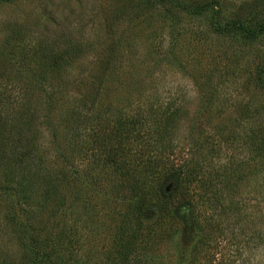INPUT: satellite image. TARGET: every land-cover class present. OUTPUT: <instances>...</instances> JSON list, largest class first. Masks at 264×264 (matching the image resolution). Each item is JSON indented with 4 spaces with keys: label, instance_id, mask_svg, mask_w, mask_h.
<instances>
[{
    "label": "rangeland",
    "instance_id": "obj_1",
    "mask_svg": "<svg viewBox=\"0 0 264 264\" xmlns=\"http://www.w3.org/2000/svg\"><path fill=\"white\" fill-rule=\"evenodd\" d=\"M179 1L188 11L194 1L213 0ZM214 1L217 6L201 15H189L166 0L0 3V70L6 69L0 77V118L7 122L0 126V147H6L7 156L18 132L36 133L18 121L27 110L38 121L47 167L61 170L67 160L76 170L91 172L87 182L77 183L73 176L75 182L61 186L67 205L58 216L64 214L62 231L71 228L84 240L93 263L103 264L113 252L126 216L133 223V211L123 203L126 192L114 170L81 160L84 149L67 137L70 115L81 100L94 101L98 115L146 113L152 97L159 96L163 101L175 97L173 109L186 104L195 121L190 128V122L180 125L171 147L159 143L160 164L170 156L194 169L197 163L201 181L186 210L177 208L180 200L174 198L170 210L175 213L152 208L146 214L149 235L143 238L147 246L141 260L210 264L217 252L218 264H264V156L247 143L264 133V35L250 42L222 28L230 22L264 23V0ZM45 42L53 51L67 52L63 66L72 82L42 71L37 62L45 57ZM143 136L140 150H152V134ZM225 178L232 182L225 186ZM12 196L0 193V245L15 254L17 244L4 225ZM41 202L35 199L29 206ZM21 207L27 205L13 206L16 212Z\"/></svg>",
    "mask_w": 264,
    "mask_h": 264
},
{
    "label": "trees",
    "instance_id": "obj_2",
    "mask_svg": "<svg viewBox=\"0 0 264 264\" xmlns=\"http://www.w3.org/2000/svg\"><path fill=\"white\" fill-rule=\"evenodd\" d=\"M13 1L17 0H0V3ZM166 1L174 2L179 9L189 15H201L218 4L214 0L194 1L193 10L186 11L179 0ZM222 28L250 42L264 35V23L248 27L241 22H230ZM43 49L46 52V54L44 52L45 57L37 62L44 66L42 71L53 75L55 80H58L59 76L60 78L66 76L68 81L72 82L73 75L65 71L63 66L68 63L64 59L67 52L53 51L47 42L44 43ZM109 62L107 59L105 63ZM5 70V68L0 70V77ZM152 100L154 103L145 110L146 113L137 111L124 114L112 111L110 114L103 115L96 113L94 101L81 100L80 106H77L70 115L71 134L69 132L67 137L73 145H80L84 149L85 156L80 157L81 160H85V157L88 162L95 164V167L101 166V168L114 170L121 180L119 183L121 188L126 192L125 196H122L123 203L128 204V210L133 211V223L126 216L118 241L113 244V252L106 257L103 264H143L145 261L141 260V251H145L147 246V240L143 238L149 235V231L144 233L147 229L144 225L146 214L152 211V208L163 212V215L172 213L170 206L174 198L180 200L177 208L186 210V207L190 205L191 192L201 181L197 163H193V167H198L194 169L186 160L179 163L170 156V161L166 157V166L162 165L160 159L163 157V152L157 149L161 146L159 143L162 144L165 141L171 147L177 138L176 132L181 124L190 122L189 128L194 124L193 118H189L186 104L184 108L173 109L175 97L169 101H163L159 96H153ZM13 104L12 101L11 107ZM1 105L2 101H0V116L3 110ZM18 121L24 126L35 127L36 133L27 135L25 132H18L15 140L11 141V143L14 142L13 152L7 156L3 151L6 147H0V193L11 195L13 192L10 201L12 204L4 215L6 220L4 225L8 227L18 247L17 253L14 254L5 248V245H0V264H97L91 262L93 255L85 252L86 244L81 237L76 238L71 228L62 231L61 226L65 224H61L64 214L58 216L60 209L67 205V199L63 197L65 187L61 186L73 180V176L76 177L77 183L87 182L91 172L76 170L69 166L67 160L64 161L65 167L61 170L47 167L39 143L41 136L38 133V121L27 110L18 116ZM3 124L7 122L0 118V126L4 127ZM151 134L152 150H140L141 137ZM188 138L193 145L194 138L191 132ZM247 143L252 152L264 156V133L260 136H250ZM67 168L70 173L67 172ZM82 178L85 180L83 181ZM229 182L228 178L223 181L225 186ZM33 187L35 190H43L42 194L37 196ZM35 199L43 202L38 205L31 204L30 207V203ZM50 203L53 205L47 208ZM15 204L27 205V207L18 208L16 212L13 208ZM229 206L225 207L229 209ZM44 212L46 217H43ZM216 254L217 252L210 255V264H218L221 261L216 258Z\"/></svg>",
    "mask_w": 264,
    "mask_h": 264
}]
</instances>
